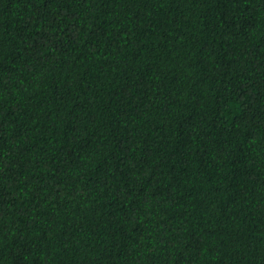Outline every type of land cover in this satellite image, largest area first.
<instances>
[{"label":"trees","instance_id":"16d2710c","mask_svg":"<svg viewBox=\"0 0 264 264\" xmlns=\"http://www.w3.org/2000/svg\"><path fill=\"white\" fill-rule=\"evenodd\" d=\"M0 264H264V0H0Z\"/></svg>","mask_w":264,"mask_h":264}]
</instances>
